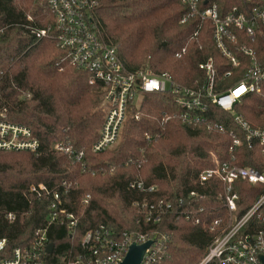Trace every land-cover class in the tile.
<instances>
[{
  "label": "trees",
  "instance_id": "trees-1",
  "mask_svg": "<svg viewBox=\"0 0 264 264\" xmlns=\"http://www.w3.org/2000/svg\"><path fill=\"white\" fill-rule=\"evenodd\" d=\"M253 1V2H252ZM95 21L105 42L118 49L130 71L151 70L169 74L181 85L199 88L207 73L201 64L213 60L217 91L240 80L243 69H233L214 40V25L191 11L185 0H97ZM217 5L221 16L234 7L245 8L257 0H201L199 10ZM185 16H189L183 22ZM54 25L48 0H0V113L10 121L29 127L40 141L37 153L0 151V210L18 215L11 232L15 244L43 227L45 207L35 200L34 212L22 191L33 184L57 188L72 182L68 208L78 219L69 232L65 226L51 228L54 252L50 264H69L82 252L86 233L100 225L115 232L170 234L169 258L162 264H199L207 254L214 233L208 227L170 214L160 224H146L144 200L188 202L190 191L206 193L193 205L204 207L206 222L225 216L218 195L220 183L200 184V174L215 161L232 162L264 171V150L246 145L231 153L232 133L238 134L234 116L241 115L254 126L264 125V103L256 96L246 98L234 113L214 105L200 112L205 122L186 125L174 97L167 93L145 94L141 107L130 106L121 141L113 149L91 151L104 123V94L101 85H91L90 73L76 69L68 51L54 39H37L30 28ZM237 43L232 46L235 47ZM264 47V44L262 45ZM232 72L230 77L225 75ZM170 118L167 122L166 119ZM219 123L225 132H210ZM71 145L86 154L87 170L57 153L54 145ZM141 178L154 193L130 188ZM238 215L247 212L264 192V186L238 181ZM89 196L88 202L83 203ZM251 230L264 229V206Z\"/></svg>",
  "mask_w": 264,
  "mask_h": 264
},
{
  "label": "built area",
  "instance_id": "built-area-1",
  "mask_svg": "<svg viewBox=\"0 0 264 264\" xmlns=\"http://www.w3.org/2000/svg\"><path fill=\"white\" fill-rule=\"evenodd\" d=\"M54 17V25L48 28H30L37 39H54L57 45L68 51L72 65L90 73V84L101 85L104 94V123L91 151L95 154L113 149L119 142L130 106H139L145 94H171L181 109L180 118L186 125L205 122L198 113L208 111L214 105L224 112L234 113L235 107L246 98L256 96L264 103V0H257L252 7H234L227 15L221 16L217 5L199 10L201 0H185L191 11L214 25V40L232 65L243 69L240 80L223 91H217V72L213 60L201 64L207 73L204 86L193 88L176 82L169 74H156L151 70L130 71L122 61L119 51L102 38L93 14L97 0H48ZM253 2V1H252ZM185 16L183 22L188 20ZM237 43L235 47L232 45ZM232 72L225 76L230 77ZM239 93V94H238ZM170 118L166 119V122ZM238 134L232 133L231 153L243 144L249 149L260 147L264 150V125L254 126L241 115L234 116ZM210 132H225L223 125H208ZM40 141L33 131L24 125L10 121L0 113V151H27L37 153ZM54 150L67 157L72 164L87 170L86 154L71 145L56 143ZM235 161V158H233ZM215 161L213 167L200 174V184L216 180L222 191L218 195L225 216L206 222L201 215L206 212L193 205L196 199H206V193L196 190L189 192L187 199L178 204L158 200H144L141 204L146 224H160L164 217L177 214L198 226L208 227L214 233L207 254L199 264H264V229L251 230L250 223L260 217L264 206V192L256 203L243 215H238L239 195L235 190L238 181L264 186V171L242 167L234 162ZM72 182L63 181L57 188L47 184H33L22 193L30 207L25 214L34 212L32 207L39 200L45 207L44 226L38 227L31 235L26 234L15 244L11 232L17 225L18 215L0 210V264H50L48 247L53 244L51 228L65 226L71 233L78 226V219L68 208ZM130 188L144 193H154L156 186H147L140 177ZM89 196L83 203H87ZM172 235L137 232H115L105 225L90 230L82 241V252L69 264H121L132 244H153L146 251L141 264H162L169 258L168 246ZM55 248V246H54Z\"/></svg>",
  "mask_w": 264,
  "mask_h": 264
},
{
  "label": "water",
  "instance_id": "water-1",
  "mask_svg": "<svg viewBox=\"0 0 264 264\" xmlns=\"http://www.w3.org/2000/svg\"><path fill=\"white\" fill-rule=\"evenodd\" d=\"M152 244H153L152 241H148L147 243L142 245H137L135 243L132 244L130 246L129 252L127 253L125 260L121 264H141L146 251L149 249V247ZM53 250H54V244H50L48 247V252L52 253ZM262 261L264 263V257H262Z\"/></svg>",
  "mask_w": 264,
  "mask_h": 264
},
{
  "label": "rangeland",
  "instance_id": "rangeland-1",
  "mask_svg": "<svg viewBox=\"0 0 264 264\" xmlns=\"http://www.w3.org/2000/svg\"><path fill=\"white\" fill-rule=\"evenodd\" d=\"M141 104H142V101L140 102V105H139V106H136V107H138V108L141 107ZM103 110H104V109H103ZM104 113H105V112H104ZM121 135H122V133H121ZM120 141H121V136H120V139H119V142L117 143V145L120 143ZM117 145H116V146H117ZM116 146H115V147H116Z\"/></svg>",
  "mask_w": 264,
  "mask_h": 264
},
{
  "label": "snow or ice",
  "instance_id": "snow-or-ice-1",
  "mask_svg": "<svg viewBox=\"0 0 264 264\" xmlns=\"http://www.w3.org/2000/svg\"><path fill=\"white\" fill-rule=\"evenodd\" d=\"M239 94V93H238Z\"/></svg>",
  "mask_w": 264,
  "mask_h": 264
}]
</instances>
